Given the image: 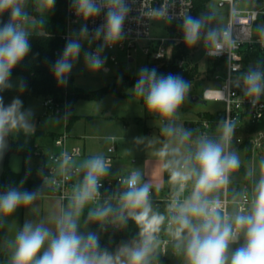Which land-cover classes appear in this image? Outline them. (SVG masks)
Segmentation results:
<instances>
[{
	"label": "clouds",
	"instance_id": "9594fccd",
	"mask_svg": "<svg viewBox=\"0 0 264 264\" xmlns=\"http://www.w3.org/2000/svg\"><path fill=\"white\" fill-rule=\"evenodd\" d=\"M54 3L55 0H47L49 6ZM72 5L76 14L85 20L103 15L104 21L91 33L87 24H83L78 33L67 40L62 54L52 66L56 79L62 84L67 82L73 62L83 51V38L91 36L104 42L96 51H83L84 61L90 70L99 71L104 67L106 57L100 53L106 44L117 43L123 38L125 22L131 11L128 0H72ZM4 13H9V20H0V91L12 86L9 82L12 71L31 50L29 34L18 23L29 20L23 0H0V15ZM202 26L201 19L185 17V42L195 43ZM260 31L264 32V28ZM209 35L214 37L216 33L212 31ZM242 79L246 95L256 98L264 95V71L251 68ZM25 87L21 81L20 88ZM189 87L179 75L160 74L156 68L147 66L140 69L134 84L135 92L143 98L147 110L167 121L176 115ZM30 114L23 110V102L19 98L5 105L0 96V156L7 147L6 137L10 130H31ZM220 127V140L200 136L194 144L190 130L178 129L171 124L162 128L163 134L175 137L174 144H163L158 153L165 160L164 168L170 169L171 181L177 186V196L170 206L173 212L171 221L176 226L174 236L178 247L182 246L188 264H264V174L255 184L250 211L236 214L231 222L222 216L221 202L209 198L227 185L230 174L240 167L238 156L227 151L234 123L223 120ZM261 168L264 170V163ZM81 169L84 171L83 179L74 188L69 210L56 220L55 231L43 223L25 222L11 242L10 264H148L155 239L151 232H142L143 239L139 242L124 244L119 255L125 256L126 261H119V255L114 257L107 250L100 249L96 233L85 235L79 231L78 216L84 205L98 195L101 179L108 174L109 164L102 156H96L84 161ZM124 183L125 190L119 194L117 219L126 222L131 218L138 223L147 222L150 226L160 224L164 217L152 213L150 187L141 183L140 173L132 172ZM189 183L191 193L181 200L179 196ZM39 194V190L25 191L11 185L0 190V216H10L18 207L30 205ZM114 211L111 206L98 207L89 212V218L103 221ZM155 230L153 228V232ZM241 234L243 243L231 249Z\"/></svg>",
	"mask_w": 264,
	"mask_h": 264
},
{
	"label": "built area",
	"instance_id": "2783aa9c",
	"mask_svg": "<svg viewBox=\"0 0 264 264\" xmlns=\"http://www.w3.org/2000/svg\"><path fill=\"white\" fill-rule=\"evenodd\" d=\"M200 0H128L130 13L125 22L123 38L114 44H106L100 55L107 56L110 63L118 65L120 55L123 54L127 61L135 60L134 54L141 52L151 62L163 63L172 62L179 67H185L192 62L189 56L172 58L173 48L176 44L184 42V35H169L160 37L153 33L155 22H180L189 16L196 3ZM228 6V19L226 25L222 27L216 35L207 36L200 30L195 43V50L202 46L204 55L210 61H223L214 72L215 79L222 80L220 88H207L203 91V98L206 100H221L225 103L223 120L234 123V130L229 137L227 151L232 142H243V138L237 136L239 132H246L252 146H261V140L257 137L262 131H250V125H258L264 121V95L259 98L245 94L243 75L251 68H257L256 64L245 62L244 50L253 49L257 45L264 47V5L257 3L244 5L237 0H213ZM66 18L62 38L67 42L76 34V29L83 24H87L90 33L103 23L104 16L100 15L89 20H85L76 14L72 5V0H66ZM171 17V21L169 20ZM18 23H21L18 21ZM96 46L92 51L104 43L101 39L91 37ZM173 59V60H172ZM104 69L110 67L104 64ZM43 107L46 114L65 116L70 113L66 100L59 101L53 96L43 97ZM215 120L203 119L202 135L208 137ZM69 134L63 132L54 138L56 151L45 153L36 151V156L44 159L43 179L55 190V194L62 202L72 199L74 188L83 179L84 171L81 165L76 164V160L84 155L83 148L79 145H69ZM117 151V141L110 139L107 145V152L96 156H102L109 164V169L113 166L115 153ZM94 156V157H96ZM132 172L108 174L101 179L102 187L98 195L91 201L98 207L111 206L113 209L120 208L119 194L125 190V180ZM168 185L163 194H159L151 185L149 200L156 203H163L165 210L164 220L158 225H152L142 232H151L155 239L153 242L152 254H159L163 258L176 257L183 254L182 246L178 247V241L174 236L175 224L171 221L173 215L171 204L177 196V186L170 179V169H165ZM141 183H146L141 179ZM191 183L179 198L190 195ZM159 195V196H155ZM254 193L242 192L236 195L232 192L231 182L223 188L212 193L209 198L218 199L221 202V214L226 221L231 222L236 214H247L251 209V202ZM126 213V212H125ZM127 215V213H126ZM153 228L156 230L153 232ZM139 235L140 240L143 239ZM243 235L241 234L240 241ZM237 242V243H238ZM154 252V253H153Z\"/></svg>",
	"mask_w": 264,
	"mask_h": 264
},
{
	"label": "rangeland",
	"instance_id": "374dc122",
	"mask_svg": "<svg viewBox=\"0 0 264 264\" xmlns=\"http://www.w3.org/2000/svg\"><path fill=\"white\" fill-rule=\"evenodd\" d=\"M251 5L248 3L244 5ZM264 5V4H259ZM23 8L28 13L29 20L21 22V26L28 33H41L42 30L38 24L37 13L44 18H48L51 13V6L47 4V0H23ZM197 17L203 21L201 31L204 35L210 36L209 33L215 31L217 33L226 25L228 19V6L220 5L219 2L208 0L203 3ZM170 22L157 21L153 33L160 37H169ZM64 28L65 25L63 24ZM80 28L76 29L78 33ZM83 51H92L96 46V42L88 37L82 39ZM73 62L71 75L73 76V84L83 89L85 92L93 93L94 91L105 88L112 83L118 81L117 72L119 70L126 71L132 77H138L139 68L148 65V58L143 53L134 54V61H127L123 54L120 55V63L114 65L110 63L106 57L105 64L110 70L102 68L99 71L90 70L83 56ZM189 59L192 64L198 66L199 74L189 84V90L185 99L178 109L176 115L171 121H161L158 119H145L144 109L139 96L136 94L134 84L128 89V96H121L114 92H108L105 95L89 99L80 98L74 104L71 114L76 118L67 129V118L65 116L46 114L43 107L42 96H30L27 99L26 106L23 108L26 112H30L32 120L40 118L39 127L45 130H53L60 132H68L75 137V144L85 149L87 154H105L107 145L111 138L117 141L118 149L115 153L113 161L114 168L117 170L136 171L146 176V173L157 175L159 172V161L162 158L158 155L160 148L165 143L174 144L175 137L166 136L162 132V128L171 124L178 129H186L192 132V142L203 136L202 121L208 119L207 113L214 116L213 127L207 131L208 138L220 140L222 130L220 122L223 119L225 111V103L221 100H206L203 98V91L207 88H220L222 80L215 79L214 73L208 71V65L211 62L204 55L202 46L197 50L191 51ZM23 77L20 75H11V87L7 89H17ZM194 96H198L197 100H193ZM17 129L11 130V140L16 138ZM258 134L261 140V146L254 148L249 140L246 132H239L237 136L243 138V142H232L229 152L235 153L240 160V167L230 174V182L232 192L236 195L242 192L254 193L255 184L260 176L264 174L261 164L264 163V130ZM39 144V141H37ZM189 145L188 147H191ZM37 162L36 158H31L27 165L33 170L32 173L37 174L40 168L33 169V165ZM9 166L15 171L23 168V158L17 153H10L8 157ZM117 172L113 173L116 174ZM155 190H158L155 187ZM159 196V195H155ZM93 210L86 206V211ZM82 216H78V223L82 222ZM105 218L99 221L103 225H109L115 220ZM117 218V217H115ZM117 227V225H115ZM79 231L87 234L84 226H78ZM100 238L109 240L111 244L110 252L114 257L119 255V251L124 244H132L139 242L140 238L132 239H114L106 232L100 234ZM231 249H235L232 244ZM119 261H126V257L119 255ZM148 264H188L187 258L183 254L176 257L164 259L159 254H151L148 257Z\"/></svg>",
	"mask_w": 264,
	"mask_h": 264
},
{
	"label": "trees",
	"instance_id": "16d2710c",
	"mask_svg": "<svg viewBox=\"0 0 264 264\" xmlns=\"http://www.w3.org/2000/svg\"><path fill=\"white\" fill-rule=\"evenodd\" d=\"M208 0H200L196 3L193 12L189 16L197 17L198 12L201 10L203 3ZM239 3H257L264 4V0H237ZM66 0H55V3L51 6V13L48 18L41 17L37 13L38 24L41 33H28L29 42L31 44V50L24 60L19 63L11 75H20L23 77V82L26 87L21 89H4L0 91V96L3 97V103L8 105L14 98H19L23 102V108L26 106L27 99L30 96H53L56 100H66L69 111L74 107V104L80 98H99L108 92H114L121 96H128V89L135 84L138 77L130 76L126 71L119 70L117 72L118 81L111 85L98 89L93 93L85 92L83 89L76 87L73 84V76L69 74L66 77V83H60L53 71L52 66L54 62L60 57L65 47L66 41L62 38V33L65 25L66 18ZM9 13L0 15V20L6 22ZM198 18V17H197ZM169 27L170 35H184L183 21L170 22ZM195 50V45L187 42H181L176 44L173 48L172 58L189 56L191 51ZM245 62H252L257 65L258 68L264 69V47L257 45L252 50H244ZM172 59V60H173ZM223 61H211L208 65V71L214 73L219 65H222ZM149 68H156L158 73L167 75L169 73L179 75L188 84H190L199 74L198 66L190 63L185 67H179L170 62H151L147 65ZM141 104L144 109L145 119H158L161 121H167L159 117L154 113H150L140 97ZM208 119L214 120V116L211 113H207ZM76 116L69 113L67 118V129L70 128L72 122ZM250 131L264 130V121L258 125H250L248 127ZM43 135H57L50 132L45 133L42 130L35 129L34 131H24L22 128H18L16 138L12 141L11 153H17L23 158V168L20 171L12 170L8 164V157L5 165V171L0 178V190H5L9 185L19 188L25 191L39 190V195H52L55 194V190L50 187L43 179V174H34L32 169L27 165V162L36 156V142L38 137ZM23 181V184L20 182ZM72 199H68L64 204V212L69 210V205ZM152 213L163 215L165 205L163 203H156L150 201ZM113 214H110L109 219L115 220V223L109 225H103L99 221L89 218V212L84 211L82 216V223L86 233L94 232L99 238V244L101 250H107L110 252L111 244L109 240L100 238V234L108 232L114 239H132L139 237L142 230L150 227L147 222H136L131 218H128L126 222H121L117 218L119 209H114ZM126 216V213H124ZM117 225V227L115 226ZM152 226V225H151ZM243 241L234 244V247H239ZM95 251V249H93ZM11 255L7 252H0V264H10Z\"/></svg>",
	"mask_w": 264,
	"mask_h": 264
},
{
	"label": "crops",
	"instance_id": "0c3cea01",
	"mask_svg": "<svg viewBox=\"0 0 264 264\" xmlns=\"http://www.w3.org/2000/svg\"><path fill=\"white\" fill-rule=\"evenodd\" d=\"M105 70L107 71L108 69ZM28 120L32 126L30 131H34L37 128L39 130L44 131L46 134L53 132L59 135L62 133L60 131L45 130L40 128L39 127L40 118L37 119L35 118V120L33 121L31 114L30 116H28ZM57 135L54 136L43 135L38 137L37 141H39V144L36 142L37 149L45 153L56 151L57 148L54 144V138ZM74 142H75V137L69 134V139H68L69 145H78L75 144ZM117 149H118V145H117ZM83 151H84V155L75 161L76 164L82 165V163L87 159H90L96 155H100V154H87L84 148ZM33 158L37 159V162L33 165L34 166L33 169L39 167L40 172L37 174H42L44 170V162H45L44 159L38 156H35ZM164 164H165L164 159L159 161L160 167L157 175H151L150 172L146 173V176L140 174L141 179L144 180L147 184L158 188L157 191L159 194H163L166 190V186L168 185V179L165 173ZM108 172L112 175H116L119 173L136 172V171H127L121 169L118 170L117 172V170L114 168L113 165ZM115 172L117 173L113 174ZM64 204L65 202H62L59 199V197H57L54 194L39 195L37 199L33 201L30 205L18 207L12 215L7 217L0 216V252L4 251L12 255L13 248L11 246V242L13 241L15 234L23 227L25 222H32L34 224L43 223L46 227L55 231V223L56 220L64 212ZM86 206H89L93 210L98 208L97 205H95L93 202L90 201L89 203L84 205V207L80 212V215H83L84 211H86ZM80 224L83 225L82 222H79L78 223L79 227Z\"/></svg>",
	"mask_w": 264,
	"mask_h": 264
},
{
	"label": "water",
	"instance_id": "95a60500",
	"mask_svg": "<svg viewBox=\"0 0 264 264\" xmlns=\"http://www.w3.org/2000/svg\"><path fill=\"white\" fill-rule=\"evenodd\" d=\"M220 5H223V3H221ZM8 20H9V16H8V19L6 22H8ZM131 61H133V59H131ZM141 68H143V67H141ZM141 68H139V71ZM198 98H199L198 96H194L193 100H197ZM10 134H11V130L9 131L8 136L6 137L7 147H6L3 155L0 156V178L2 177V175L5 171V165H6L7 157L11 153V150H12V141H11ZM241 240L243 241V237L241 238Z\"/></svg>",
	"mask_w": 264,
	"mask_h": 264
}]
</instances>
